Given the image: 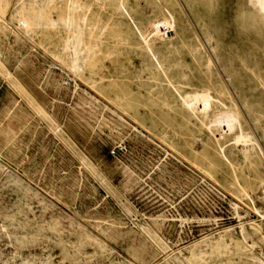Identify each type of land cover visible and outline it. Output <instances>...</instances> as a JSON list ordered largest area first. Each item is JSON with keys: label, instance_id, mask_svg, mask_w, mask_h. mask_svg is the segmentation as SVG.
Masks as SVG:
<instances>
[{"label": "rangeland", "instance_id": "rangeland-1", "mask_svg": "<svg viewBox=\"0 0 264 264\" xmlns=\"http://www.w3.org/2000/svg\"><path fill=\"white\" fill-rule=\"evenodd\" d=\"M18 1L0 0V264H264V132L218 58L242 49L231 31L255 4L127 0L139 26L163 6L177 21L175 36L150 28L159 52L178 50L153 66L114 5L54 0L32 21ZM73 3L90 8L84 45L97 14L108 26L76 74L58 52L66 31L47 24ZM223 102L254 141L206 116Z\"/></svg>", "mask_w": 264, "mask_h": 264}, {"label": "bare ground", "instance_id": "bare-ground-1", "mask_svg": "<svg viewBox=\"0 0 264 264\" xmlns=\"http://www.w3.org/2000/svg\"><path fill=\"white\" fill-rule=\"evenodd\" d=\"M93 1L95 2L98 1L103 5L106 4L114 5L115 6L113 12L114 15H116L117 17H122L130 23V26L133 27L140 40L139 46H140V50H142L143 52L142 54H144L143 59H145L146 61L150 60V62L153 60L154 61V63H152L153 66H162V64L174 63L172 56L173 54H176L178 50L167 49L164 52H159L157 47L163 45L164 43V40H162L163 37L160 40L157 36L158 34L150 32L152 30L159 28L158 27L159 24H165V27L167 29H164L165 30L164 32L171 31L173 32L172 33L173 36L177 34L175 30V26H177V21L174 19L171 12L168 11V9L165 6H163V11L165 12L166 16L161 17L160 20H154V21L152 20L148 22L145 26H139V24H137V20L134 17V10L133 8H131V6L127 4L126 2L127 0H93ZM25 2L26 0H19L17 2L20 12H23L26 9ZM27 2L30 5H32L33 8L36 9V12L30 15L31 19H33L32 21L34 20L38 21V20H42L43 18L47 20V17L46 18L43 17L42 11L43 9L46 8L45 6H50L51 4H53L54 0H28ZM252 2L253 4H255L254 7L251 6L253 9L252 12L254 13L246 17V19L244 20V24L242 26H239L236 29H234V31H231L232 40L229 43L232 42L237 47L240 46L242 49H240L238 52L235 51L233 55L234 57H230V56L224 57L219 52L218 58L220 59L221 66L223 67L224 71H226L228 77L234 81H237L236 79L239 80V82L237 81L238 83H236L237 86H235V89L241 95L244 106L249 110L250 114L252 115L253 122L257 123V125L260 126V128L263 129L264 132V111L262 110L264 107V0H262L263 6H261L259 1L257 0H249L250 4ZM74 5L75 4L73 3V9L75 7L77 9H74L73 12L74 11L78 12L79 11L78 9L82 10V8L84 7L83 5H82L83 7L80 5H75V6ZM89 9L86 10L85 13L81 14V16L76 15V12L74 13L67 12L68 14H65L63 18H59L55 21L54 20L47 21L49 27L56 29L62 28L63 30L66 31V36H68V38H66L65 42L62 44V46H60L58 52L61 55L68 57V60L70 61L71 64L70 65L71 72L74 71L75 74L76 71H79L84 66L86 57L90 54L92 55L94 53H97V50L100 49L101 46L100 36L102 35V32L105 30V28L108 27L107 23L103 24L102 22V24H99L100 22L98 19L99 14H97L96 17H94L95 23L88 27V29L90 30V34L94 35L96 37V40H94V44L84 45L83 34L85 29L87 28L86 22L90 18ZM150 28H152V30ZM130 31H131L130 28L126 27L122 33L123 37L124 38H127L128 36L131 37L132 32ZM208 44L212 49H214V47L216 46L215 42L211 38L210 33L208 36ZM133 48H137V47H133ZM212 82L213 81H211V83ZM214 86L216 87V85ZM243 86H245V88H243ZM244 89L249 90L250 92L249 97H252L253 99L252 102H249L247 97L243 95ZM214 91H216L217 98L226 101L229 100L226 91H224L222 84L220 85V87H216ZM227 103L228 105L225 104L224 102L220 104V109L219 110L216 109V111L214 109L213 110L214 113L206 112V116L208 114L209 115L219 114L223 116V118H225V120L223 119L222 121L223 127L225 128H223L224 132L223 135L222 134L221 135L227 136L228 137L227 141H235V142L254 141L252 135L245 128L244 124L242 122L240 123L239 121L240 118L237 111L234 108H231L229 102ZM197 105L199 106L198 103ZM242 149L244 151H247V149L244 148ZM212 247L217 249L219 247V243L217 242L214 243ZM182 251L184 252V250ZM191 255L196 257L194 253H192Z\"/></svg>", "mask_w": 264, "mask_h": 264}]
</instances>
